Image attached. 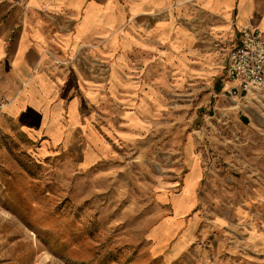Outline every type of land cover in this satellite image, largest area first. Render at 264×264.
I'll list each match as a JSON object with an SVG mask.
<instances>
[{
	"label": "rangeland",
	"instance_id": "obj_1",
	"mask_svg": "<svg viewBox=\"0 0 264 264\" xmlns=\"http://www.w3.org/2000/svg\"><path fill=\"white\" fill-rule=\"evenodd\" d=\"M4 86L0 264H264V248L250 243L249 222L219 226L210 210L214 190L231 192L239 201L232 182L264 179V125L244 126L238 117L231 118L239 116L242 103L263 110L257 100L230 98L215 108L213 102L200 105L207 98L204 92L194 100L169 93L135 142L119 139L127 130L120 116L127 113L95 117L92 128L109 148L89 157L81 133L64 148L22 131L19 121L3 114ZM190 157L200 159L204 179L214 184L209 193L207 181L202 184L200 202L191 213L194 190L187 192L185 181L193 170L200 178V168L193 163L188 172ZM248 205L249 219L260 222L264 208ZM229 207L219 205L222 211ZM198 214L194 236L176 255Z\"/></svg>",
	"mask_w": 264,
	"mask_h": 264
},
{
	"label": "crops",
	"instance_id": "obj_2",
	"mask_svg": "<svg viewBox=\"0 0 264 264\" xmlns=\"http://www.w3.org/2000/svg\"><path fill=\"white\" fill-rule=\"evenodd\" d=\"M245 28L264 37V0H0V84L8 92L3 114L19 121L22 131L64 148L81 133L86 154L93 157L109 148L92 128L95 117L127 113L120 116L127 130L119 139L135 142L169 93L194 100L204 92L207 98L200 105L226 106L232 98L227 90L235 85L227 76L229 52ZM261 110L242 103L239 116L231 118L244 126L264 125ZM193 163L200 178L193 170L185 181ZM188 172L182 189L194 176L192 188L186 189L194 190L191 213L202 184L207 181V193L214 184L204 179L199 158H189ZM232 183L241 200L214 190L210 210L216 223L236 227L249 222L250 243L264 248V179ZM220 203L230 207L222 211ZM248 203L261 206L260 222L249 219ZM197 218L176 255L194 236Z\"/></svg>",
	"mask_w": 264,
	"mask_h": 264
},
{
	"label": "built area",
	"instance_id": "obj_3",
	"mask_svg": "<svg viewBox=\"0 0 264 264\" xmlns=\"http://www.w3.org/2000/svg\"><path fill=\"white\" fill-rule=\"evenodd\" d=\"M227 76L235 85L232 98L257 100L264 108V37L252 28L240 30L239 43L229 52Z\"/></svg>",
	"mask_w": 264,
	"mask_h": 264
},
{
	"label": "bare ground",
	"instance_id": "obj_4",
	"mask_svg": "<svg viewBox=\"0 0 264 264\" xmlns=\"http://www.w3.org/2000/svg\"><path fill=\"white\" fill-rule=\"evenodd\" d=\"M193 168V167H192ZM193 178L194 176H191L189 179H188V183H187V186H186V189H190L192 188V185H193ZM182 193V192H181ZM188 201V199H187ZM181 202V201H180Z\"/></svg>",
	"mask_w": 264,
	"mask_h": 264
}]
</instances>
